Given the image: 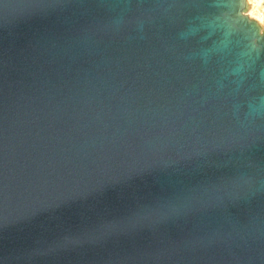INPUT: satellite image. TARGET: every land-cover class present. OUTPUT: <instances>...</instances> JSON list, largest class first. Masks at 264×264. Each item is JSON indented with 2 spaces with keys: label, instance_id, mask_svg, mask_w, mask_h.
I'll return each mask as SVG.
<instances>
[{
  "label": "water",
  "instance_id": "1",
  "mask_svg": "<svg viewBox=\"0 0 264 264\" xmlns=\"http://www.w3.org/2000/svg\"><path fill=\"white\" fill-rule=\"evenodd\" d=\"M236 0H0V264H264V36Z\"/></svg>",
  "mask_w": 264,
  "mask_h": 264
},
{
  "label": "bare ground",
  "instance_id": "2",
  "mask_svg": "<svg viewBox=\"0 0 264 264\" xmlns=\"http://www.w3.org/2000/svg\"><path fill=\"white\" fill-rule=\"evenodd\" d=\"M243 1L244 0H236V5H235V11L236 12H235L234 16L235 15L238 16V9H239L241 3H243ZM260 5H262V0H255L254 4H252V6H250L249 9H247V11L244 12L243 15L238 16L241 19V21H239L240 24H241V22H244L247 25H249V24L251 25V23H249V21H248V18L254 13V11L256 10L257 6L259 7ZM260 13H261V11H260ZM257 20H258L257 23L253 24L254 25V28L256 29V33H257L256 41L259 38H263L261 36V32L260 31H261V28H263V24H264L262 17L257 16Z\"/></svg>",
  "mask_w": 264,
  "mask_h": 264
},
{
  "label": "rangeland",
  "instance_id": "3",
  "mask_svg": "<svg viewBox=\"0 0 264 264\" xmlns=\"http://www.w3.org/2000/svg\"><path fill=\"white\" fill-rule=\"evenodd\" d=\"M254 2H255V0H244L238 9V15H243L244 12H246L247 9H249V7L252 6V4H254ZM260 11H261V13H260ZM257 16L262 17L263 23H264V0H262V5H260L259 7L257 6L254 13L248 18L249 23H251V24L257 23V21H258ZM260 32H261V36H264V24H263V28H261Z\"/></svg>",
  "mask_w": 264,
  "mask_h": 264
}]
</instances>
